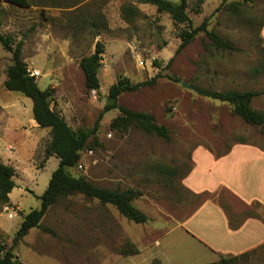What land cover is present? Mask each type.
Instances as JSON below:
<instances>
[{"label": "rangeland", "instance_id": "374dc122", "mask_svg": "<svg viewBox=\"0 0 264 264\" xmlns=\"http://www.w3.org/2000/svg\"><path fill=\"white\" fill-rule=\"evenodd\" d=\"M129 1L29 0L30 7L0 2V32L11 35L14 45L23 43L22 59L29 72H38L35 79L40 89H54L52 108L73 130L92 131L109 88L123 76L132 83L156 79L151 86L123 93L118 102L150 113L170 131L168 142L136 125L117 132L110 123L119 110L105 113L79 164L68 171L97 186L141 193L132 203L148 220L136 224L114 206L81 194L61 197L41 220L54 234L33 228L14 247L23 264L209 262L212 253L176 230L208 199L223 206L233 224L249 217L264 222L261 205L242 203L226 190L195 194L184 185L198 146L216 155L235 142L264 148V127L247 124L233 114L229 103L197 92L199 88L259 92L251 106L264 113V2L205 0L197 13L191 1L188 14L193 27L204 23L207 31L218 34L234 50L217 49L201 31L177 52L186 26L158 13L153 5L137 2L133 5L138 15L129 21L122 15ZM98 41L105 48L98 71L100 89L88 90L80 61L94 52ZM11 64L12 54L0 44V130L7 128L0 135L11 146L8 159L16 170L9 201L0 200V245L7 247L24 216L40 209V196L58 167L57 158L45 157L50 129L32 126L31 99L4 88ZM127 242L139 253L121 255ZM235 264H264V245Z\"/></svg>", "mask_w": 264, "mask_h": 264}, {"label": "trees", "instance_id": "16d2710c", "mask_svg": "<svg viewBox=\"0 0 264 264\" xmlns=\"http://www.w3.org/2000/svg\"><path fill=\"white\" fill-rule=\"evenodd\" d=\"M2 1L21 7L31 6L29 0H0V2ZM191 1H194L195 12L200 13L205 0H178L177 2L171 0H130L129 4L122 8V15L125 19L131 21L138 15V9L133 5V2L150 4L156 7L158 13H166L176 24L186 26V29L180 33L181 44L177 52L189 45L195 35L201 31L206 32L208 38L217 49L234 50V47L218 34L213 31H207L204 23L199 27H193L188 14V7ZM228 1L230 0H222V4H226ZM257 1L264 2V0H240V3L248 4ZM0 44L5 51L12 54V64L6 70L4 88L31 99L33 119L40 128H49L51 131V141L45 147V157L55 156L59 160L58 167L52 173L46 190L40 196V209L32 210L24 216L23 222L10 247H7L6 244L0 245V264H23L13 250L31 229L41 228L45 232L54 234L50 228L41 225V220L47 210L61 197L81 194L89 199H97L102 204L114 206L123 217L136 224L145 223L148 220L147 215L132 203L141 193L133 189L121 191L97 186L83 176H72L68 170L79 164L81 152L89 145L88 142L91 135L99 129L100 121L104 114L115 109L119 110V115L111 121V130L125 132L132 125H136L147 134L156 135L167 142L170 140L169 129L164 125L157 124L150 113L130 110L125 106L119 105L118 102L119 97L123 93L151 86L156 79L152 78L143 82L132 83L127 77H119L109 88L107 102L92 131L87 132L83 129L76 131L52 108L54 89H40L35 77L30 75L27 64L22 59L23 43L18 42L14 45L11 35L0 32ZM104 52V44L98 41L94 52L89 56L83 57L80 61V68L84 74L85 86L88 90L100 89L98 71L102 65ZM197 92L204 97L229 103L233 108V114L239 116L247 124L264 127V113L255 110L251 106L252 100L260 94L259 92L237 90L210 91L203 88L197 89ZM261 149L264 150V148ZM15 177V168L12 165L4 164L0 160V200L4 203L9 201V194L16 186ZM239 223L232 224L234 226ZM138 253L139 249L128 242L120 250L121 255H136ZM249 253L246 252L237 256H222L217 262L206 264H235L239 259L247 257Z\"/></svg>", "mask_w": 264, "mask_h": 264}, {"label": "crops", "instance_id": "0c3cea01", "mask_svg": "<svg viewBox=\"0 0 264 264\" xmlns=\"http://www.w3.org/2000/svg\"><path fill=\"white\" fill-rule=\"evenodd\" d=\"M262 36L264 39V26ZM32 122L35 129H41L34 119ZM0 132L6 134L7 128ZM5 139L0 135V160L12 165L8 159L11 146L6 145ZM192 161L193 166L184 178V185L191 192L213 194L226 190L242 203H258L264 207V150L260 147L235 142L216 155L208 147L198 146L192 152ZM57 162L59 164V160ZM176 230H180L181 237L193 240L213 254L214 258L206 263L217 262L222 256L251 252L264 245L262 220L249 217L233 226L226 210L213 199L204 201Z\"/></svg>", "mask_w": 264, "mask_h": 264}, {"label": "built area", "instance_id": "2783aa9c", "mask_svg": "<svg viewBox=\"0 0 264 264\" xmlns=\"http://www.w3.org/2000/svg\"><path fill=\"white\" fill-rule=\"evenodd\" d=\"M141 65H143V62H141ZM30 75L33 76V77H35V76H38L39 74H38V72H34V73H30ZM6 209H7V211L9 212V209H12V208H11V206H10L9 208L7 207ZM14 213H15V212H14ZM16 215H17V214H16ZM8 217H9V218H12V217H13V214H12V213L8 214Z\"/></svg>", "mask_w": 264, "mask_h": 264}, {"label": "water", "instance_id": "95a60500", "mask_svg": "<svg viewBox=\"0 0 264 264\" xmlns=\"http://www.w3.org/2000/svg\"><path fill=\"white\" fill-rule=\"evenodd\" d=\"M184 86H186V84H183Z\"/></svg>", "mask_w": 264, "mask_h": 264}]
</instances>
